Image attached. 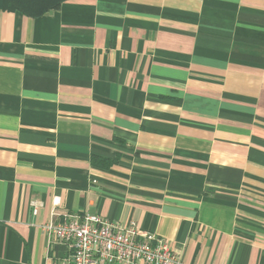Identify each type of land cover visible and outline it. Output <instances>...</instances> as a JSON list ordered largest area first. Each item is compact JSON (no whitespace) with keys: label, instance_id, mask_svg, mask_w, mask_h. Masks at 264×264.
I'll use <instances>...</instances> for the list:
<instances>
[{"label":"crops","instance_id":"1","mask_svg":"<svg viewBox=\"0 0 264 264\" xmlns=\"http://www.w3.org/2000/svg\"><path fill=\"white\" fill-rule=\"evenodd\" d=\"M19 1L38 14L0 7V264L63 259L44 226L72 212L135 221L175 264H264V0Z\"/></svg>","mask_w":264,"mask_h":264},{"label":"built area","instance_id":"2","mask_svg":"<svg viewBox=\"0 0 264 264\" xmlns=\"http://www.w3.org/2000/svg\"><path fill=\"white\" fill-rule=\"evenodd\" d=\"M58 203V199H57ZM68 254L50 264H175L169 241L142 232L135 221H112L98 214L72 212L44 226Z\"/></svg>","mask_w":264,"mask_h":264},{"label":"trees","instance_id":"3","mask_svg":"<svg viewBox=\"0 0 264 264\" xmlns=\"http://www.w3.org/2000/svg\"><path fill=\"white\" fill-rule=\"evenodd\" d=\"M58 5L59 4H56L52 8H55ZM0 7H8L9 9H13V10L20 9L22 11H25L26 13H29V14H35V15L38 14V13H35L34 11L29 12L27 5L20 2L19 0H0Z\"/></svg>","mask_w":264,"mask_h":264}]
</instances>
